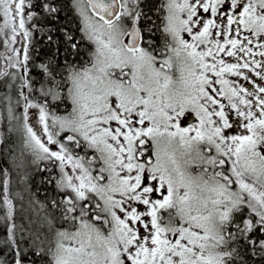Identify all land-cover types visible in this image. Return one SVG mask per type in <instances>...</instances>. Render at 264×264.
<instances>
[{"label":"snow or ice","instance_id":"1","mask_svg":"<svg viewBox=\"0 0 264 264\" xmlns=\"http://www.w3.org/2000/svg\"><path fill=\"white\" fill-rule=\"evenodd\" d=\"M0 122V264H264V0H0Z\"/></svg>","mask_w":264,"mask_h":264},{"label":"trees","instance_id":"2","mask_svg":"<svg viewBox=\"0 0 264 264\" xmlns=\"http://www.w3.org/2000/svg\"><path fill=\"white\" fill-rule=\"evenodd\" d=\"M68 16H69V19L65 20L64 22L66 24H68L73 30H75L76 27L78 26V22L74 18H72L71 14H68ZM77 35H78V33H77ZM0 126H2V122H0ZM14 139H16V141H17V153L19 154L20 136L17 135L14 137ZM22 175H23V170L13 171L12 176L10 178L11 179V187H12L13 192L23 191V189L25 188L24 181L21 179ZM45 187H46L45 185L41 184L39 176H35L33 178L32 189L35 191H38V193L41 197H43V195H44L43 189ZM48 188H49V193H50V190H51L50 186H48Z\"/></svg>","mask_w":264,"mask_h":264}]
</instances>
